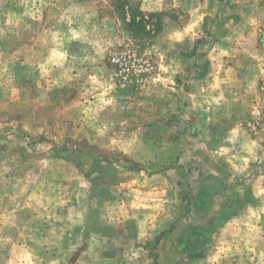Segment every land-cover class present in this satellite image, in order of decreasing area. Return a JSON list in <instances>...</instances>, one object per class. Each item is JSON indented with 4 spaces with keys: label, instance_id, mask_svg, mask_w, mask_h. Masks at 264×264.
<instances>
[{
    "label": "rangeland",
    "instance_id": "obj_1",
    "mask_svg": "<svg viewBox=\"0 0 264 264\" xmlns=\"http://www.w3.org/2000/svg\"><path fill=\"white\" fill-rule=\"evenodd\" d=\"M0 264H264V0H0Z\"/></svg>",
    "mask_w": 264,
    "mask_h": 264
},
{
    "label": "trees",
    "instance_id": "obj_2",
    "mask_svg": "<svg viewBox=\"0 0 264 264\" xmlns=\"http://www.w3.org/2000/svg\"><path fill=\"white\" fill-rule=\"evenodd\" d=\"M133 21V20H132Z\"/></svg>",
    "mask_w": 264,
    "mask_h": 264
}]
</instances>
